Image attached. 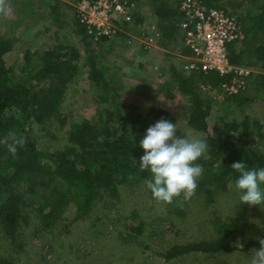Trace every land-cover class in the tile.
<instances>
[{
  "label": "trees",
  "instance_id": "16d2710c",
  "mask_svg": "<svg viewBox=\"0 0 264 264\" xmlns=\"http://www.w3.org/2000/svg\"><path fill=\"white\" fill-rule=\"evenodd\" d=\"M129 1L137 9L132 15L133 26L141 23V7H146L152 14L160 30L157 46L181 44L178 30L181 15L177 0ZM202 2L222 9L218 0ZM245 4L248 7L244 14L229 13L238 21L243 43L236 50L229 45L226 55L230 65L254 71L247 78L245 91L250 88L255 92L264 89V0H245ZM75 23L81 34L82 56L67 44L46 49L40 54L33 52L34 59L25 52L19 76L11 73L2 56L11 49L16 38L0 35V140L9 133L26 140L17 148L15 156L0 143V226L10 243L18 247L21 245L17 240L19 230L31 219L36 221L39 229L51 230L64 219L63 214L69 206L74 208L73 220L86 218L98 202L116 199L118 186L130 187L148 179L150 173L139 167V159L144 154L139 146L140 140L146 129L161 118L173 123L169 112L155 102L154 95L142 93L147 105L144 114L138 111L134 102L121 101L120 83L112 71L113 66L106 65L105 59L100 58L101 53L89 48L82 27L76 19ZM122 35L118 37L122 38ZM180 51L188 54L184 47ZM80 57L82 61L77 63ZM83 67L87 70L86 79L98 90L94 96V113L67 125L65 116L59 111L60 105L67 84ZM168 71L172 79L167 83L188 99L186 126L201 133L200 139L209 145L206 156L197 161L204 171L198 179L194 197L210 205L217 195L228 192V189L240 195L234 187L239 174L231 165L244 162L249 168L264 167V133L257 129L251 136L248 120L242 118L237 122L220 120L221 127L213 128L207 134L205 119L209 101L200 95L197 86L207 83L209 87L217 88L226 78L198 71L184 74L173 67ZM244 92L226 98L225 103L240 105ZM163 93L169 95L170 88L166 87ZM48 129H56L63 143L55 149L43 151L39 149L35 133H45ZM179 135L185 134L177 130ZM148 193L154 199L151 192ZM245 208H236L232 216L214 224L218 235L215 240L173 245L165 258L195 252L223 254L234 250L237 241L242 251L258 250V238L246 234ZM0 264L9 262L0 256Z\"/></svg>",
  "mask_w": 264,
  "mask_h": 264
},
{
  "label": "rangeland",
  "instance_id": "374dc122",
  "mask_svg": "<svg viewBox=\"0 0 264 264\" xmlns=\"http://www.w3.org/2000/svg\"><path fill=\"white\" fill-rule=\"evenodd\" d=\"M218 2L228 13L244 14L248 7L245 0ZM8 3L12 11L7 17H0V35L16 38L11 49L2 55L14 76L22 74L20 69L25 52L34 59L33 52L40 54L46 49L67 44L83 55L71 0H8ZM139 12L141 23L128 30L132 36L149 24L158 28L146 7H141ZM142 14H146L148 20L143 19ZM126 38L122 35L114 41L89 42V48L101 53L100 58L105 59L106 65L113 66L112 71L120 83L121 101L134 102L138 111L144 114L147 105L143 94L154 95L155 102L169 112L179 131L202 137L185 124L187 97L167 83L172 79L169 67L183 72L182 45L167 44L160 48L156 41L149 51H143L134 43L126 46ZM242 43L243 36L233 44L234 50ZM81 61L80 57L77 63ZM86 71L85 67L79 68L65 89L59 111L65 116L67 125L94 113V96L98 90L86 79ZM166 87L170 88L169 95L163 93ZM197 87L200 95L209 101L205 119L207 134L213 128L221 127L220 120L237 122L242 118H247L251 136L257 129L264 133L263 88L255 92L248 88L242 94L241 104L236 105L218 101L212 94L213 88L211 92L201 90L199 84ZM35 135L39 149L43 151L55 149L63 143L56 129ZM117 191L116 199L98 202L86 218L73 220L74 208L69 206L63 214L64 219L51 230L39 229L36 221L31 219L19 230V247L10 243L0 226V256L9 264H250L251 251H242L238 241L234 250L223 254L195 252L165 258L173 245L215 240L218 235L214 224L224 221L237 211L236 208L243 206L246 207L243 220L248 226L247 236L264 237V205L240 203V195L232 189L217 195L210 205L194 196L184 199L183 194L174 198L172 203L159 202L149 197L144 182L130 187L118 186Z\"/></svg>",
  "mask_w": 264,
  "mask_h": 264
},
{
  "label": "built area",
  "instance_id": "2783aa9c",
  "mask_svg": "<svg viewBox=\"0 0 264 264\" xmlns=\"http://www.w3.org/2000/svg\"><path fill=\"white\" fill-rule=\"evenodd\" d=\"M71 6L77 24L90 43L114 41L123 34L127 37L126 46L134 43L138 49L149 51L160 35L152 24L135 36L128 33L137 10L129 0H71ZM177 9L181 15L178 23L181 45L188 51L184 55L183 72L213 73L226 78L213 88L212 94L218 101L244 92L247 78L254 71L230 65L226 55L228 46L242 39L236 18L222 9L205 5L202 0H177ZM199 87L212 90L207 83H200Z\"/></svg>",
  "mask_w": 264,
  "mask_h": 264
},
{
  "label": "clouds",
  "instance_id": "9594fccd",
  "mask_svg": "<svg viewBox=\"0 0 264 264\" xmlns=\"http://www.w3.org/2000/svg\"><path fill=\"white\" fill-rule=\"evenodd\" d=\"M11 11L8 0H0V17H7ZM177 130L176 123L161 118L146 129L139 145L144 150L139 159L140 170L150 173L145 186L155 200L166 204L182 194L184 199L195 195L204 171L197 161L209 150L206 140L190 133L177 136ZM0 143L15 156L26 140L9 133ZM231 168L239 174L234 187L241 193L240 203L264 205V167L249 168L244 162H234ZM258 242L259 249H252L249 255L250 264H264V238H258Z\"/></svg>",
  "mask_w": 264,
  "mask_h": 264
},
{
  "label": "crops",
  "instance_id": "0c3cea01",
  "mask_svg": "<svg viewBox=\"0 0 264 264\" xmlns=\"http://www.w3.org/2000/svg\"><path fill=\"white\" fill-rule=\"evenodd\" d=\"M142 18L144 19H147V15L146 14H142ZM149 19L151 20V18L149 17ZM148 20V19H147ZM137 26H139V25H137ZM103 45H106V43H104Z\"/></svg>",
  "mask_w": 264,
  "mask_h": 264
}]
</instances>
